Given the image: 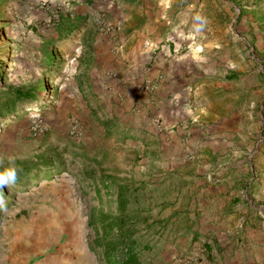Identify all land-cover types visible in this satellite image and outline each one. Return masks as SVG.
<instances>
[{
    "label": "rangeland",
    "instance_id": "rangeland-1",
    "mask_svg": "<svg viewBox=\"0 0 264 264\" xmlns=\"http://www.w3.org/2000/svg\"><path fill=\"white\" fill-rule=\"evenodd\" d=\"M169 3L0 0V170L17 169L0 238L88 264H264V0L208 6L185 35L135 45V10L153 20ZM121 51L142 61L114 83L107 55ZM154 65L184 80L166 125L134 121Z\"/></svg>",
    "mask_w": 264,
    "mask_h": 264
},
{
    "label": "crops",
    "instance_id": "crops-1",
    "mask_svg": "<svg viewBox=\"0 0 264 264\" xmlns=\"http://www.w3.org/2000/svg\"><path fill=\"white\" fill-rule=\"evenodd\" d=\"M170 2L167 5L159 6L156 15L153 20L143 19V14L141 10H135V28L134 33L129 35V38H135V45L143 40H150L151 45L156 44L157 42H161V36H165V32L168 30V27L173 28L175 33H182L185 35L186 24L194 25L198 24L197 15L203 14L206 15V8L208 6H213L214 8H221L222 4L225 5L224 12L229 10H234V6L238 4V0H213L211 3H208V0H168ZM183 2H188L192 5H188L189 9H186L184 12L181 8L177 7V5H181ZM193 4H196L195 8H192ZM121 15V16H120ZM116 15L114 11L109 14V19L112 20H128L127 17H124V14ZM162 19V20H160ZM219 23L220 21H216ZM216 23V25H217ZM171 25V26H170ZM194 37L193 35H191ZM179 43V39L175 40ZM193 44L197 41V39L193 38ZM169 53V52H167ZM125 56H122V51L117 55L108 54L107 60L109 62V69H112V72H117L118 74H114L112 80L114 83L116 78H122V64L130 65L133 62V66L139 68V64L142 61L141 54L131 55L129 53H125ZM100 66V65H99ZM111 66V67H110ZM166 67V68H164ZM100 68V67H98ZM164 68L162 71L161 69ZM121 71V72H120ZM128 71V70H127ZM161 72V73H160ZM94 73L97 71L94 69ZM137 72L134 71L133 74ZM158 74H161L162 78L160 80H155L154 84L152 83V88L147 92H143L145 96L146 106L142 109H136L134 113L136 122L143 119V116H155L160 119V123L162 125L168 124V122L174 117L176 119L178 117L179 108L176 102L174 105L172 103L168 104V101L174 96L177 90H181L184 85H178L179 87H175L176 84H183L184 80L182 77L181 70L178 69L175 72L171 73L167 70V66L159 65V66H151V69L148 70V73L139 77L141 82L148 80L146 82H152L155 78H157ZM98 77V75H97ZM137 78V79H139ZM107 79V78H105ZM109 79V78H108ZM109 79V81L111 80ZM121 80V79H119ZM126 80V79H125ZM120 83V82H119ZM112 87L110 84H102L101 88L103 90L114 89L116 84H113ZM142 93V94H143ZM166 97H168L166 99ZM140 98V97H139ZM144 99L141 97L140 100ZM140 119V120H139ZM133 126V125H132ZM135 126V125H134ZM163 143V142H161ZM0 264H88L85 250H77L73 247H66L63 250H56L53 253H46L44 249L40 247V243H34L31 245L30 242L20 241L18 245L15 242L10 243V234H6V236L0 238Z\"/></svg>",
    "mask_w": 264,
    "mask_h": 264
},
{
    "label": "clouds",
    "instance_id": "clouds-1",
    "mask_svg": "<svg viewBox=\"0 0 264 264\" xmlns=\"http://www.w3.org/2000/svg\"><path fill=\"white\" fill-rule=\"evenodd\" d=\"M17 169L14 166H9L0 170V186H8L16 181ZM3 206V201L0 200V207Z\"/></svg>",
    "mask_w": 264,
    "mask_h": 264
},
{
    "label": "trees",
    "instance_id": "trees-1",
    "mask_svg": "<svg viewBox=\"0 0 264 264\" xmlns=\"http://www.w3.org/2000/svg\"><path fill=\"white\" fill-rule=\"evenodd\" d=\"M134 256L128 255L123 260L117 262V264H134Z\"/></svg>",
    "mask_w": 264,
    "mask_h": 264
},
{
    "label": "built area",
    "instance_id": "built-area-1",
    "mask_svg": "<svg viewBox=\"0 0 264 264\" xmlns=\"http://www.w3.org/2000/svg\"><path fill=\"white\" fill-rule=\"evenodd\" d=\"M151 87V86H150ZM152 88V87H151ZM182 264H189L188 261H184Z\"/></svg>",
    "mask_w": 264,
    "mask_h": 264
}]
</instances>
